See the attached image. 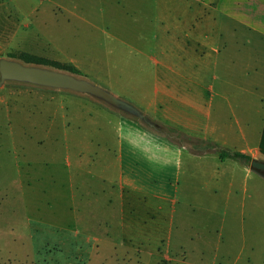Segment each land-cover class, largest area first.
Returning a JSON list of instances; mask_svg holds the SVG:
<instances>
[{
    "label": "rangeland",
    "instance_id": "rangeland-1",
    "mask_svg": "<svg viewBox=\"0 0 264 264\" xmlns=\"http://www.w3.org/2000/svg\"><path fill=\"white\" fill-rule=\"evenodd\" d=\"M113 5L114 0H0V60L23 63L19 54L28 53L70 65L79 74L27 64L85 80L136 109L126 94H113L115 57L129 55L134 33L152 35L132 29H142L153 15ZM112 110L117 111L100 98L70 89L0 83V264H264V178L249 163L240 162L242 172L229 160L222 168L238 167L233 188L214 193L205 185L219 165L214 154L200 162L201 187L185 229L188 252L162 238L148 252L141 239L122 235L121 224H140L112 215L113 175L85 166L80 154L111 149V139L100 138V124ZM87 120L100 123L89 126Z\"/></svg>",
    "mask_w": 264,
    "mask_h": 264
},
{
    "label": "crops",
    "instance_id": "crops-1",
    "mask_svg": "<svg viewBox=\"0 0 264 264\" xmlns=\"http://www.w3.org/2000/svg\"><path fill=\"white\" fill-rule=\"evenodd\" d=\"M113 6L153 15L142 29H132L152 35L134 33L129 55L115 57L113 94H126L143 116L175 135L106 111L110 119L100 124V138H110L111 149L80 153L83 164L113 175L112 215L141 226L121 224L124 237L141 239L148 252L156 251L160 238L173 239L177 250L188 252L185 229L201 187V159L214 154L219 162L205 182L214 193L233 188L238 164L245 170L239 161H220L217 150L194 153L199 147L192 141L209 139L218 149L264 160L258 148L264 125V0H114ZM145 34L149 41L142 40ZM229 160L236 166L222 168Z\"/></svg>",
    "mask_w": 264,
    "mask_h": 264
},
{
    "label": "water",
    "instance_id": "water-1",
    "mask_svg": "<svg viewBox=\"0 0 264 264\" xmlns=\"http://www.w3.org/2000/svg\"><path fill=\"white\" fill-rule=\"evenodd\" d=\"M4 80L23 81L42 86L64 88L80 93H86L100 98L116 109L123 108L127 111V113H129V115H135L139 119H143L144 117L141 113H138L136 109L127 106L125 103L121 102V100L117 99L100 87L57 70L28 66L27 64L16 61L2 59L0 60V83ZM249 170L252 173L264 178V161L252 158L249 162Z\"/></svg>",
    "mask_w": 264,
    "mask_h": 264
},
{
    "label": "trees",
    "instance_id": "trees-1",
    "mask_svg": "<svg viewBox=\"0 0 264 264\" xmlns=\"http://www.w3.org/2000/svg\"><path fill=\"white\" fill-rule=\"evenodd\" d=\"M23 63L25 64H33V65H43V66H49L58 70H64L67 71L69 73L72 74H79L78 70L75 69L74 67L67 65V64H61L57 61H51L39 56H35L32 54H28V53H21L19 54L18 57ZM111 106V105H110ZM112 108L115 109V107L111 106ZM117 110H121V109H117ZM143 122L151 125L157 132H160L161 134L164 135H175L174 132H172L171 130L165 129L162 126L156 125L155 123H153L152 121H149L147 119V117H143V119H141ZM174 138H179V142L182 143V139L180 136H174ZM194 146H198V150H195L194 153H207L213 150H217L218 152V157L220 161L225 160L226 158H230L239 162H243L245 164L249 163L252 158L247 155V154H243L241 152L238 151H232V152H228L222 149H218L217 145L212 142L209 139L203 140V141H192ZM259 152L264 154V125H263V129H262V133H261V137H260V141H259Z\"/></svg>",
    "mask_w": 264,
    "mask_h": 264
}]
</instances>
